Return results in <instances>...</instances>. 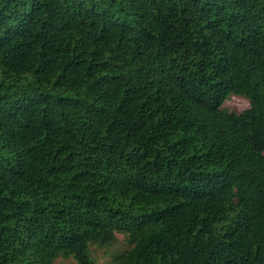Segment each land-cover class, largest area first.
Masks as SVG:
<instances>
[{"label": "trees", "instance_id": "1", "mask_svg": "<svg viewBox=\"0 0 264 264\" xmlns=\"http://www.w3.org/2000/svg\"><path fill=\"white\" fill-rule=\"evenodd\" d=\"M117 232L118 264H264V0H0V264Z\"/></svg>", "mask_w": 264, "mask_h": 264}, {"label": "rangeland", "instance_id": "2", "mask_svg": "<svg viewBox=\"0 0 264 264\" xmlns=\"http://www.w3.org/2000/svg\"><path fill=\"white\" fill-rule=\"evenodd\" d=\"M250 101L247 97L233 94L228 99L225 100L224 106L230 110L242 111L248 108ZM128 242L125 238L124 233L117 232V240L112 245H98L93 244V254L95 256L97 264H118L117 255L122 250L127 248ZM55 264H79L78 261L72 257H59L55 261Z\"/></svg>", "mask_w": 264, "mask_h": 264}]
</instances>
